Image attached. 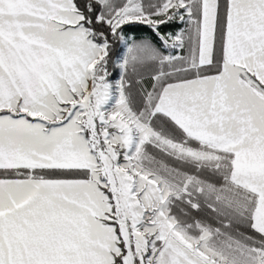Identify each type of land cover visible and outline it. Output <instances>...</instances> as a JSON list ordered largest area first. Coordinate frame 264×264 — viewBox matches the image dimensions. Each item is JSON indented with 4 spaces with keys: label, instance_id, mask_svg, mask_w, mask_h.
I'll use <instances>...</instances> for the list:
<instances>
[{
    "label": "crops",
    "instance_id": "obj_1",
    "mask_svg": "<svg viewBox=\"0 0 264 264\" xmlns=\"http://www.w3.org/2000/svg\"><path fill=\"white\" fill-rule=\"evenodd\" d=\"M200 2L195 63L205 66L217 0ZM81 19L72 0H0V109L10 112L0 114V169L89 171L86 179L0 178V264H114L115 225L101 217L93 153L77 123L60 116L73 88L89 86L95 62ZM259 83L264 0H228L221 70L164 85L155 111L193 137L202 120L209 134L264 128ZM254 106L261 125L249 123Z\"/></svg>",
    "mask_w": 264,
    "mask_h": 264
},
{
    "label": "rangeland",
    "instance_id": "obj_2",
    "mask_svg": "<svg viewBox=\"0 0 264 264\" xmlns=\"http://www.w3.org/2000/svg\"><path fill=\"white\" fill-rule=\"evenodd\" d=\"M98 1L103 4L105 2ZM182 6L181 1L167 0L157 11L163 14L171 9L180 15L178 10ZM129 21L151 22L141 12L139 0H127L109 18L113 28ZM90 42L94 46V60L97 62L104 54V44L95 43L91 39ZM171 42L180 44V38L175 37ZM122 44L123 48L116 59L120 72L124 69L125 54L128 51L127 47L126 52H123L126 43L123 41ZM91 76L88 87L81 83L63 99L60 116L62 120L77 123L93 153L94 168L90 177L101 197V217L104 221L117 224L119 229L117 234L115 227L114 236L110 240L112 255L122 254L124 264H134V256L145 264H264L262 251L238 248L237 252L232 253L233 258H226L208 247L211 237L209 231L202 229L200 235L195 237L177 225L168 215L167 204L172 196L185 191L190 178L166 166L156 165L150 156L142 152L140 145L150 142L178 156L212 161L220 170L226 167L220 161L224 156L212 149L185 147L155 132L146 120L156 112L160 92L154 103L148 99L147 109L135 114L126 102L119 77L90 86ZM259 85L264 88V85ZM248 118L251 125H261L263 114L254 106ZM94 119L100 128L101 143L94 132ZM201 124L210 125L202 120L196 131L199 137H193L181 129L210 148L232 154L229 160L231 169L226 173V178L256 194L252 214L254 226L264 233V128L235 129L225 134L212 131L209 134L206 132L209 129H202L209 127H202ZM85 127L89 130L88 136ZM226 187L215 188L211 185L207 189L226 199L230 195ZM113 227L111 225L110 228Z\"/></svg>",
    "mask_w": 264,
    "mask_h": 264
},
{
    "label": "trees",
    "instance_id": "obj_3",
    "mask_svg": "<svg viewBox=\"0 0 264 264\" xmlns=\"http://www.w3.org/2000/svg\"><path fill=\"white\" fill-rule=\"evenodd\" d=\"M166 1L139 0L141 12L146 14L151 22L129 21L113 28L109 18L122 8L127 0H105L104 4L98 0H72L90 39L95 43L104 44V54L91 68L90 86L99 81L108 82L119 77L126 102L135 114L147 109L148 99L154 103L164 85L195 76L216 74L222 68L228 0H217L211 62L205 66H196L195 63L200 0H168L183 2V6L178 10L181 16L171 9L163 14L159 13L157 10ZM175 37L180 38V44L171 42ZM123 41L127 44L128 51L125 54L124 69L120 72L116 59L123 48ZM146 111L149 114L148 110ZM7 113L10 112L0 109V114ZM146 121L155 132L166 139L185 147L212 149L224 156L220 161L226 167L220 170L212 161L178 156L150 142L140 145L142 152L150 156L156 165L166 166L190 178L185 191L178 192L168 201V215L175 223L195 237L200 235L202 229L209 231L211 237L208 247L226 258H233L232 253L237 252L238 248L264 252V233L254 226L252 216L256 194L226 178V173L231 169L229 160L232 154L210 148L190 137L164 114L152 113ZM93 122L94 132L101 143L98 122L95 119ZM85 132L88 136L87 127ZM29 175L43 179H86L89 177V171L60 168L0 169V178ZM211 185L215 188L227 186L230 190L229 198H222L215 191L208 190L207 186ZM115 227L119 234L117 224ZM113 262L124 264L122 254L113 256ZM133 263L145 264L137 256H134Z\"/></svg>",
    "mask_w": 264,
    "mask_h": 264
}]
</instances>
